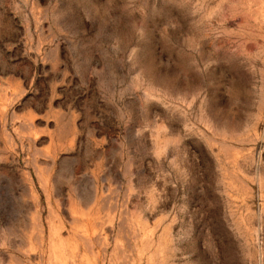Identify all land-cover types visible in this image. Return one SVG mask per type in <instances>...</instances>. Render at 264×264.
<instances>
[{
  "label": "rangeland",
  "instance_id": "obj_1",
  "mask_svg": "<svg viewBox=\"0 0 264 264\" xmlns=\"http://www.w3.org/2000/svg\"><path fill=\"white\" fill-rule=\"evenodd\" d=\"M0 264H264V0H0Z\"/></svg>",
  "mask_w": 264,
  "mask_h": 264
}]
</instances>
